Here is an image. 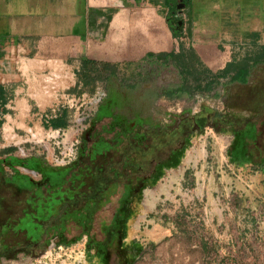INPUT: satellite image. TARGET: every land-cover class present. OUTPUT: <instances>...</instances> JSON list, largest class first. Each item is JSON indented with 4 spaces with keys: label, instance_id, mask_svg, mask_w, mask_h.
I'll list each match as a JSON object with an SVG mask.
<instances>
[{
    "label": "rangeland",
    "instance_id": "1",
    "mask_svg": "<svg viewBox=\"0 0 264 264\" xmlns=\"http://www.w3.org/2000/svg\"><path fill=\"white\" fill-rule=\"evenodd\" d=\"M201 54L207 74L188 78L179 66L162 65L150 60L139 63L135 73L124 72L128 69L123 67L114 76L115 80L99 77L91 83L92 90L99 88L102 96L98 100L100 96L94 97L97 93L91 92L90 98H87L91 112L83 113V107L80 108V118L85 117L83 129L70 133L62 131L60 134L47 132L43 136L49 139L43 138L36 144H0L1 159L11 154L31 164L41 161L49 169L82 168L88 163L92 164L93 173L99 171L97 166L101 158L98 155L109 145L104 142L93 149L92 143L84 140L90 127H95V132L88 137L108 140L122 134L135 121L138 124L141 121L165 125L184 110L198 112L201 109L219 113L225 117V125L228 126L223 133L208 128L203 134L190 139L172 169L164 171L161 179L145 191L143 205L129 218L123 227L124 235L115 246L108 248L102 244L98 247L94 241L89 242L90 235L94 237L99 231L97 217L89 228L88 215L73 213L70 220L73 225L68 228L67 242L63 243L56 229L44 227L42 230L48 214L38 212L37 217L32 216L37 218V222L31 225L30 230L26 232L25 226H22L25 237L19 233L20 229L0 237L10 249V258H5V264H206L204 237L213 238L217 249L223 253L231 247L216 237V233L222 234L225 227H217L210 217L204 215L206 208L215 207V202L219 204L223 223L250 237L252 232L243 227L250 225L253 230L252 213H258L260 217L264 215V167L259 161L258 164H234L228 151L235 143L239 161L252 154L259 155L254 150L251 132L234 138V131L242 129L241 126L246 123L264 121V58L253 57L248 61L246 81L241 82L236 80V69L229 76H224L226 65L206 66L205 61L214 56L210 50ZM136 74L143 77L137 78ZM82 103L83 98H77L76 107ZM232 123H235L234 128L229 126ZM18 134L23 139L28 138L25 131ZM62 139L75 142L71 159L60 155L62 145L57 146L56 143H61ZM115 147L116 144L113 145ZM171 180L176 183L170 185ZM185 189L200 192L201 200L196 202V206L189 204L186 209L176 211L175 203ZM155 193L158 195L154 196ZM148 194L152 195V199L146 202ZM75 206L79 208L80 203H75ZM62 207L55 204L50 216H57ZM102 214L110 215L108 210ZM6 216L0 214V224L2 220L6 221ZM112 228L114 224L108 227ZM258 232L263 238V219L258 221ZM31 248H36V253L41 249L44 251L40 256H33ZM141 249L143 252L139 255Z\"/></svg>",
    "mask_w": 264,
    "mask_h": 264
},
{
    "label": "crops",
    "instance_id": "2",
    "mask_svg": "<svg viewBox=\"0 0 264 264\" xmlns=\"http://www.w3.org/2000/svg\"><path fill=\"white\" fill-rule=\"evenodd\" d=\"M209 50L214 56L205 63L210 67L264 58V0H0V144H36L48 138L43 136L47 132L83 129L85 117L80 118L79 110L83 107V113L91 112L87 99L91 92L101 98L99 88L90 86L99 77L113 81L121 68L135 73L139 63L149 60L180 67L187 59L183 53L189 51L197 58L194 66L201 70L205 69L201 52ZM81 97L83 103L76 107ZM20 131L28 133V138L23 139ZM87 142L93 147L98 141ZM84 167L66 176L51 192L52 199L63 207L42 230L56 229L63 243L71 225L69 211L84 215L85 196L100 195L101 186L82 189L85 177L92 175ZM173 183L176 181H169ZM106 198L98 200L105 203ZM150 199L148 194L146 202ZM218 206L215 202L206 211L217 227H225L216 237L232 246L231 225L223 223ZM89 208L99 210L95 205ZM45 209L41 201L36 202L31 217L38 212L42 215ZM7 216L0 236L14 229L24 233L22 226L27 229L28 224L15 222L19 215ZM96 217L103 222L106 214ZM243 229L252 232L250 225ZM93 241L108 248L117 243L106 239L89 242ZM2 247H6L4 243H0Z\"/></svg>",
    "mask_w": 264,
    "mask_h": 264
},
{
    "label": "flooded vegetation",
    "instance_id": "3",
    "mask_svg": "<svg viewBox=\"0 0 264 264\" xmlns=\"http://www.w3.org/2000/svg\"><path fill=\"white\" fill-rule=\"evenodd\" d=\"M226 123L225 117L219 113L204 111L203 109L198 112L184 110L171 118V122L165 125L141 121L138 124L135 121L126 127L123 135L120 134L116 138L108 140L94 139L98 142L93 146V149L104 142L109 145V148L98 155L101 158L100 164L97 166L99 171L85 177L84 187L86 189L91 190V187L95 186L101 187L98 188L100 195L93 192V194L85 196L88 206H98L99 210L94 212L87 206L84 215H88L90 224H93L99 213H105L108 210L110 215L106 216L103 222L100 221L98 233L94 237L90 235L89 240H91L90 238L116 242L120 240L124 235L123 227L126 226L129 218L136 214L138 208L143 205L145 191L161 179L164 171L172 169L190 139L194 135L203 134L204 130L208 128L217 133H223L228 127L225 125ZM233 124L235 123L229 126L234 128ZM94 132L95 127H90L84 140L93 139L88 135ZM247 133L250 131L243 134ZM241 134L240 130L234 131V138L240 137ZM117 143L119 144L117 145ZM115 144L116 147L113 148ZM236 158H239L237 153ZM36 161L37 164L27 163L11 154H7L5 158H0V214L3 216L19 215L15 222L27 223L26 232L32 228L31 225L34 223L30 210L35 207V200L41 201L46 208L42 212V214L45 212L48 214L45 220L47 222L53 221L55 218L50 214L56 202L51 197L52 189L60 184L66 176H72L73 173L77 172L76 169H80L75 166H70L67 169H49L41 161ZM91 165L88 163L84 165V168L89 169L90 173ZM27 171L29 172L27 173ZM103 197L108 201L102 203L98 200L103 199ZM77 212L80 211H69L68 224H71V214H77ZM91 213L93 216L90 219ZM2 224H5L4 220H2ZM113 224L114 228L108 229ZM22 235L24 236V233ZM2 236L5 235L0 237ZM0 243L3 244V239H0ZM43 251L44 249H41L36 253V248H31L33 256H40ZM1 255L9 258L10 249L7 246L4 249L3 247L0 248V264H2Z\"/></svg>",
    "mask_w": 264,
    "mask_h": 264
},
{
    "label": "trees",
    "instance_id": "4",
    "mask_svg": "<svg viewBox=\"0 0 264 264\" xmlns=\"http://www.w3.org/2000/svg\"><path fill=\"white\" fill-rule=\"evenodd\" d=\"M183 54H185L187 59L185 64L181 65L180 68L186 77L194 78L195 76H201L202 74L208 73L207 69L198 70V67L194 66L197 58L192 51ZM247 67L248 60L235 66L226 65L224 76H229L232 70L236 69L238 70L236 80L245 82L248 74ZM240 131L241 133L248 131L252 132L253 137L251 138L254 150H256L259 155L252 154L243 161H239L236 158L238 149L234 143L228 151L231 162L235 164H258L259 162H262L261 166L264 167V121L258 123H246ZM252 216L254 225L250 237H247L245 234L241 235L235 227L232 228L233 244L228 248L227 253H223L220 249H217L213 238H210L209 236L204 237L203 248L206 253V264H264V237H260L258 232V221L261 219L264 220V215L260 217L258 213H252ZM141 252H143L142 249L139 255L142 254Z\"/></svg>",
    "mask_w": 264,
    "mask_h": 264
},
{
    "label": "built area",
    "instance_id": "5",
    "mask_svg": "<svg viewBox=\"0 0 264 264\" xmlns=\"http://www.w3.org/2000/svg\"><path fill=\"white\" fill-rule=\"evenodd\" d=\"M66 140L64 139L63 141L65 142L62 141L61 143L57 142L56 145H62L63 150L60 152V155L63 158L71 159L74 155L75 142L72 140H68L67 142ZM199 200H201L200 192L191 189H185L184 193L179 196L177 203H175V209L176 211H180L182 208L186 209L189 204L196 206V202ZM204 215L206 218L209 217L206 210L204 211Z\"/></svg>",
    "mask_w": 264,
    "mask_h": 264
}]
</instances>
